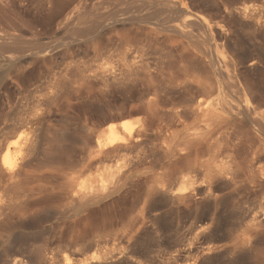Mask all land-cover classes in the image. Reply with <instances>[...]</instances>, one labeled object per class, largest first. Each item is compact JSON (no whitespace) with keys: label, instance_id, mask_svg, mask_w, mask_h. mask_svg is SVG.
Wrapping results in <instances>:
<instances>
[{"label":"bare ground","instance_id":"obj_1","mask_svg":"<svg viewBox=\"0 0 264 264\" xmlns=\"http://www.w3.org/2000/svg\"><path fill=\"white\" fill-rule=\"evenodd\" d=\"M230 1L74 0L70 10L65 2L58 27L84 13L94 15L85 22L89 35L103 27L148 32L176 56L181 82L136 95L141 106L120 119L141 114L140 125L110 121L81 138L74 157L42 152V115L9 127L0 140V235L11 260L0 255V264H264V15ZM122 4L133 10L119 13ZM245 27L253 34L241 40L234 30ZM14 40L0 39V49ZM132 54L122 57L124 77L149 68ZM18 55L8 58L14 80L34 57ZM58 200L76 226L120 201L130 215L112 244L76 238L62 257L13 237L15 224Z\"/></svg>","mask_w":264,"mask_h":264},{"label":"rangeland","instance_id":"obj_2","mask_svg":"<svg viewBox=\"0 0 264 264\" xmlns=\"http://www.w3.org/2000/svg\"><path fill=\"white\" fill-rule=\"evenodd\" d=\"M66 1L69 3L66 4ZM235 1L232 0L234 3L230 1L231 4L227 3V6L239 8L245 3L243 7L256 9L264 15V0ZM72 2L74 0H0V39L4 41L15 39L14 41L18 42L13 46L4 44L0 49L3 51L0 52V113L2 116L0 140L6 138L12 124L33 118L35 115H42L44 120L37 126V133L42 138V152H52L46 153L50 156L56 152L57 157L62 154L63 159L65 156L76 155L79 141L87 133L103 129L110 121L117 124L125 118L127 123L130 122L135 129L140 125L141 114H130L131 116L126 115L120 119L121 113L125 114L131 111L130 109L139 108L141 101L136 100L144 93L153 94L176 88L181 82L176 56L169 54L164 44L148 35V32H130L126 27L107 31L103 27L102 30L100 28L98 32L89 35L85 22H90L94 15L84 13L72 18L66 25L58 27L69 12L68 10L72 8ZM64 5L68 7V10ZM194 5L193 10L194 7L197 12H201L199 10L202 9L203 15L227 29L226 21L213 15L209 12L210 10H207L208 8ZM131 9L129 4L118 6L121 14ZM206 10L211 15L208 12L207 14ZM213 16L217 17V21ZM234 31L240 33L241 40L247 37L246 34L249 36L253 34L249 27L237 28ZM242 34L244 36L241 37ZM201 39L204 40L205 37L202 36ZM15 46L18 47L17 51L20 50L18 51L20 56L29 53L34 56L33 59L22 61L20 65L23 76L17 80L13 77L15 73H10L14 69V72L16 71V65L8 59L10 55H18ZM12 47L14 50H11ZM128 50L133 53V57L142 58L149 65L148 69L138 71L131 75L132 77L129 76L130 78L126 75L124 77L121 71L124 64L122 57ZM109 76L116 80L113 82L108 80ZM84 128L88 131L83 130ZM61 131L68 137L58 140L56 138ZM60 201L42 205L40 208L43 209L40 213L38 211L36 217L33 216L15 224L12 229L13 237L25 240L33 247L51 248L55 254L62 257L65 244L76 238L86 241L94 239L109 241L112 244L111 242L122 234L123 225L130 215L129 208L121 207L119 204L122 201H120L112 205L113 212L115 211L113 216L112 207L105 208L99 211L100 213L96 212L95 217L85 226H76L74 223L76 217L70 213V206L66 209L67 202ZM63 203L66 204L65 207L62 206ZM101 213L109 218L104 219ZM114 216L115 218H111ZM101 218L105 222L101 221ZM74 224L77 229H74ZM80 227L84 229H82L84 232ZM82 232L85 234L83 238ZM1 240L0 235V255L7 256V260H11Z\"/></svg>","mask_w":264,"mask_h":264}]
</instances>
